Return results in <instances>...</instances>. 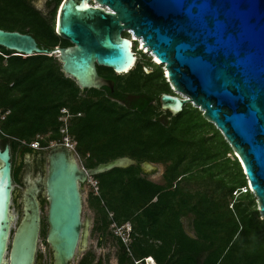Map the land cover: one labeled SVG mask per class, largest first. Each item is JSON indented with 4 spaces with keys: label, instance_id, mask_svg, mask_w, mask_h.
Returning <instances> with one entry per match:
<instances>
[{
    "label": "water",
    "instance_id": "water-1",
    "mask_svg": "<svg viewBox=\"0 0 264 264\" xmlns=\"http://www.w3.org/2000/svg\"><path fill=\"white\" fill-rule=\"evenodd\" d=\"M95 1L62 0L54 28L69 45L49 49L29 33L0 28V46L22 56L53 55L81 89L113 90L114 80L99 74L97 66L116 74L132 69L133 33L161 62L173 91L160 95L161 108L176 115L192 103L202 110L234 151L264 219V0ZM37 159L46 160L47 168L44 172L40 164L34 178L26 176L21 218L10 244L11 155L9 144L0 147V264H34L42 194L50 263L71 264L76 250L86 248L91 226L90 219L82 220L80 184L138 164L119 156L84 169L61 143ZM139 165L151 174L158 169L146 160Z\"/></svg>",
    "mask_w": 264,
    "mask_h": 264
},
{
    "label": "trees",
    "instance_id": "trees-1",
    "mask_svg": "<svg viewBox=\"0 0 264 264\" xmlns=\"http://www.w3.org/2000/svg\"><path fill=\"white\" fill-rule=\"evenodd\" d=\"M0 25L6 30L29 33L49 49L70 44L26 0H0ZM15 53L0 46V108L8 111L0 120L4 136L16 142L23 140L30 149H35L29 145L35 140L42 147L41 135L48 131H52L51 138L61 139L59 116L62 108H68L73 115L84 113L68 124V132L77 139L78 153L87 155L83 161L86 167L119 156H130L138 162L93 177L98 194L91 193V203L97 206L102 222L99 227L104 229L113 222L132 225L131 247L128 245L131 253L121 238L117 241L120 264H134V259L148 256L158 264H264V219L249 188L234 197V191L248 187L245 174L237 157L228 155L232 152L229 144L200 110L188 104L173 115L161 108L158 98L155 105L149 82L154 74L144 73L140 65L123 75L97 66L99 74L114 80L113 90L106 86L81 89L62 72L57 57ZM106 69L109 73H104ZM158 70L157 77L168 88V81ZM142 77L146 78V89H139ZM83 93L100 98L93 101L82 97ZM156 109L161 113L156 114ZM129 110H133L132 118ZM95 120L116 124L124 132L133 129L134 123L141 144L131 154L116 153L105 158L90 155L86 134ZM192 143L193 149L188 148ZM150 147L160 151L149 153ZM141 154L145 156L143 161H170L163 182L147 178L139 165L143 162ZM203 177L219 181L222 195L191 191L183 184ZM229 197L234 199L232 206ZM188 216L193 237L184 228L183 218Z\"/></svg>",
    "mask_w": 264,
    "mask_h": 264
},
{
    "label": "rangeland",
    "instance_id": "rangeland-1",
    "mask_svg": "<svg viewBox=\"0 0 264 264\" xmlns=\"http://www.w3.org/2000/svg\"><path fill=\"white\" fill-rule=\"evenodd\" d=\"M26 1L30 3L36 10L40 11V13L46 19L50 20L53 26H55L56 15H57V12H58V9H59V6L62 0H26ZM1 4L3 7V3ZM15 9H16L15 7L12 8V10H15ZM124 34L127 35V33H124ZM133 50L137 57L134 67H136V65H140L142 71L146 74H154L156 70H158L159 68V70H161L162 72V75L164 76L165 73H163L164 71L163 65L161 64L158 65L154 63L149 55L143 53V51L139 49L136 42H134ZM149 71H152V72H149ZM104 73H109V70L107 69L104 70ZM145 81H146V78L144 77L140 79L139 89H146L144 86ZM164 81L167 82V78ZM149 82H150V88L152 90V93L156 97L154 101L155 105L158 104L159 97L163 93V91L165 90L168 92L172 91L169 84H168V88H166V86L164 87V85L161 84L160 77H157V74H154V76H152ZM82 97L90 98L93 101L100 98V96H92L89 93L88 94L83 93ZM117 103H118V106L123 107L124 105L121 101H117ZM189 104L192 107H196L192 103H189ZM196 108L202 112L200 108L198 107ZM67 110L69 111L68 108ZM5 112L8 113V111H5ZM129 112L131 116L130 118H132L133 110H129ZM160 113H161V109H156V114H160ZM82 115H84L83 112L77 113L76 115H73L72 113H70L68 124L70 125L72 121H74L75 118L82 116ZM132 127L133 129H131L130 131L124 132L116 124H113L110 122L103 123L102 121L100 122V121L95 120L88 127V131L86 134L88 153L90 155H93L95 157H100V158L112 156L116 153L117 154L118 153L119 154L130 153L131 154L133 150L137 146H139L138 144H141V138L139 137V134L136 133L134 123H132ZM51 134H52V131H48L47 133L41 135V137H43V146L37 149L35 148L36 151L31 150L25 141L22 142L23 140L19 142H16V141L14 142V145H13L14 177H13V182H12V185H13L12 191L14 193L12 195V200L10 204L11 212L14 215V224H13V228L11 229V234H10L11 239L14 235L15 229L17 228V225L21 218V208H22L21 194L24 190V183H22L21 180L23 179V177L27 175H30L31 178H34L36 174L38 173V171L40 170V164L43 168V171L44 172L46 171L47 161L43 160L41 162L40 161L38 162L36 159V155L39 152L38 150H41L40 148H42L44 151H46L47 148L50 147L52 143L59 142L64 136V135L63 136L61 135L62 136L61 139L59 138L55 139V138H51ZM67 134L73 141H77L75 135L68 132V130H67ZM141 135L143 137L145 135V132L142 131ZM23 147H27V148H23ZM188 148L193 149V143L189 144ZM147 151L149 153H155V152H159L160 150L158 147H153V148L150 147L147 149ZM23 153H26L28 155V158H27L28 162H26L25 164L24 163L20 164L19 156H21ZM140 153L142 152L140 151ZM228 155L231 158L236 157L233 150ZM140 156H141L140 160H144L145 156L142 154ZM86 157L87 155L83 156L81 154V158L83 159L84 162H86L85 161ZM146 161H149L152 164L158 166L157 171L152 174L144 172L147 178L153 181H156V182H160V183L163 182L164 180L162 176H163V173L166 167L170 163V161H166V162L165 161L158 162V161H150V160H146ZM183 184H185L186 188L191 191H196L197 189H200L211 196L219 197L224 192L223 189L221 188V184L219 181L214 180V179L213 180L208 179L207 177L192 180L190 182L183 183ZM80 190H81V195H82V220H85L86 218L90 219L91 226H90L88 244L86 248H82V249L78 248L76 250L75 256L71 260V264H82V263L83 264H95L97 261H100V264H120L118 262L120 250H119V245L117 243L120 237L114 233V228L112 227V223L108 225L107 227H105L104 229L99 227L102 223L101 218L97 210V206H94L91 203V198H92L91 193L98 194L97 181L93 177L90 178L88 181L80 184ZM249 191L252 193L250 188H249ZM237 196L238 194L234 195V197H237ZM40 197H41V200H40L41 201L40 230H39L38 241H37V246H36V251H35L34 264H51L49 243L47 242L48 225H47V213H46V200L43 194L40 195ZM253 197H254L255 207L257 208L256 198L254 194H253ZM228 202H229V206H232L234 199L233 198L231 199L229 197ZM112 215H113V212H110L109 216L111 217ZM183 222H184L185 228L188 231H191L192 230L191 216L184 217ZM127 243L130 244V239ZM129 247H131V245H129ZM8 254H9V250L6 251L5 257L8 258Z\"/></svg>",
    "mask_w": 264,
    "mask_h": 264
},
{
    "label": "built area",
    "instance_id": "built-area-1",
    "mask_svg": "<svg viewBox=\"0 0 264 264\" xmlns=\"http://www.w3.org/2000/svg\"><path fill=\"white\" fill-rule=\"evenodd\" d=\"M150 58L153 59L152 55H150ZM7 113L5 112H2L1 109H0V120L3 119L5 117ZM69 117H70V113L69 111L67 110V108H62L61 109V115L59 116V120L61 121V127H60V132L64 135L63 138L59 141V142H54L51 144L52 145H55V144H65L67 145L71 150L72 152L74 153L79 165L82 167V168H86V166L84 165V162H83V159L81 158L80 154L78 153L77 149H76V141H73L69 135L67 134V130H68V121H69ZM0 132H1V129H0ZM24 142V141H22ZM31 147L33 148H39L40 147V144H39V141L38 140H35L33 142H31L29 144ZM92 180V179H91ZM248 187H241L238 191H234L233 194L234 195H237L239 194L241 191L245 192L247 190ZM97 189V188H96ZM112 227L114 228V233L119 236L121 238V240L127 245V242L129 240V230L128 229V226H125L124 225H118L117 223L113 222L112 223ZM125 235V236H124ZM129 250V248H128ZM146 259H151V257H146L144 260L142 259H135L134 260V263L135 264H141L142 261L145 262ZM145 264H149L147 262H145Z\"/></svg>",
    "mask_w": 264,
    "mask_h": 264
},
{
    "label": "flooded vegetation",
    "instance_id": "flooded-vegetation-1",
    "mask_svg": "<svg viewBox=\"0 0 264 264\" xmlns=\"http://www.w3.org/2000/svg\"><path fill=\"white\" fill-rule=\"evenodd\" d=\"M149 72H152V71H149ZM163 73H164V71H163ZM154 74H156V72L154 73ZM164 77H165V79H166V76H165V74H164ZM160 82H162L161 80H160ZM168 93H173V91H171V92H168ZM14 142H15V140L14 139H9V138H7L6 136H4L3 135V133H2V131L0 132V147L1 148H4L5 147V145L6 144H9V146H10V155H11V168H12V178L14 177V172H13V153H14V151H13V145H14ZM23 148H27V147H23ZM37 149V148H36ZM36 149H31V150H33V151H36ZM41 150H38L39 152L37 153V155H36V159H37V156H38V154L40 153V152H44V150L42 149V148H40ZM23 150V149H22ZM28 154H30V153H28ZM27 158H28V155L26 154V153H23L21 156H19V159H20V161H19V163L21 164V163H26V162H28L27 161ZM37 161H38V159H37ZM25 180H26V176L25 177H23V179L21 180V182L22 183H25ZM14 193V192H13ZM40 200H41V197H40ZM10 244H11V238H10ZM135 260V259H134ZM139 260V259H138ZM143 260H144V258H143ZM95 264H100V261H97ZM135 264V263H134ZM141 264H145V262L144 261H142L141 262Z\"/></svg>",
    "mask_w": 264,
    "mask_h": 264
},
{
    "label": "bare ground",
    "instance_id": "bare-ground-1",
    "mask_svg": "<svg viewBox=\"0 0 264 264\" xmlns=\"http://www.w3.org/2000/svg\"><path fill=\"white\" fill-rule=\"evenodd\" d=\"M89 3H91V4H97V2L95 1V0H90V2ZM130 38H131V43H132V47H133V45H134V42H136L137 43V46L139 47V49H141V51H143V53H145V54H147V55H153L150 51H148L144 46H143V44H142V42L140 41V39L138 38V37H136V36H134L133 35V33H130ZM154 56V55H153ZM152 56V57H153ZM137 58V57H136ZM153 59L154 60H152V61H154L155 63H161L159 60H155V57H153ZM11 214L13 215V213L11 212ZM13 224H14V215H13V218H12V221H11V224H10V234H11V229L13 228ZM10 235H9V240H8V242H10ZM13 238V237H12ZM12 240V239H11ZM149 261H152L151 259H149Z\"/></svg>",
    "mask_w": 264,
    "mask_h": 264
},
{
    "label": "crops",
    "instance_id": "crops-1",
    "mask_svg": "<svg viewBox=\"0 0 264 264\" xmlns=\"http://www.w3.org/2000/svg\"><path fill=\"white\" fill-rule=\"evenodd\" d=\"M123 225L125 226V228H126V226H128V229H130V230H129V239H130V243H131V241H132V236H131L132 225H131L130 222H126V223H124ZM184 228H185V226H184ZM185 231L188 233V235H190V236H192V237L194 236V232H193V230L188 231V230L185 228ZM128 241H129V240H128ZM125 245H126V244H125ZM127 245H129V243H127ZM126 247H127V249L129 248L128 246H126ZM129 251H130V249H129ZM130 253H131V251H130ZM148 257H151V258H152V261H149V259H146L145 262H147V263H149V264H158L153 256H148ZM145 258H146V257H145ZM145 258H144V259H145Z\"/></svg>",
    "mask_w": 264,
    "mask_h": 264
}]
</instances>
